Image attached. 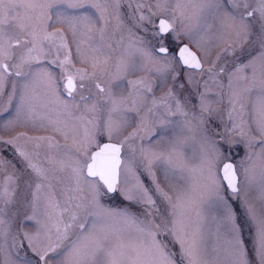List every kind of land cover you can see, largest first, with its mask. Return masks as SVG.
I'll list each match as a JSON object with an SVG mask.
<instances>
[{
	"label": "snow or ice",
	"instance_id": "6c2138e0",
	"mask_svg": "<svg viewBox=\"0 0 264 264\" xmlns=\"http://www.w3.org/2000/svg\"><path fill=\"white\" fill-rule=\"evenodd\" d=\"M5 113L0 264H264V0H0Z\"/></svg>",
	"mask_w": 264,
	"mask_h": 264
},
{
	"label": "rangeland",
	"instance_id": "374dc122",
	"mask_svg": "<svg viewBox=\"0 0 264 264\" xmlns=\"http://www.w3.org/2000/svg\"><path fill=\"white\" fill-rule=\"evenodd\" d=\"M8 118V114L5 113L3 116H0V123L3 122L4 119ZM25 130H30V129H25ZM45 134H50V133H42V135H45ZM0 135H4L3 132H0Z\"/></svg>",
	"mask_w": 264,
	"mask_h": 264
},
{
	"label": "flooded vegetation",
	"instance_id": "af4514ba",
	"mask_svg": "<svg viewBox=\"0 0 264 264\" xmlns=\"http://www.w3.org/2000/svg\"><path fill=\"white\" fill-rule=\"evenodd\" d=\"M19 131H25L24 128L18 129ZM30 135H42L43 132L28 130Z\"/></svg>",
	"mask_w": 264,
	"mask_h": 264
}]
</instances>
